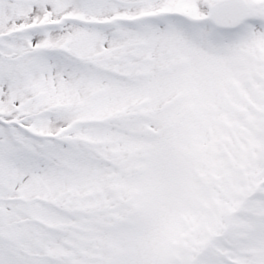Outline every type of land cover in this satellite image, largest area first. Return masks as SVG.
Instances as JSON below:
<instances>
[{"label": "snow or ice", "instance_id": "obj_1", "mask_svg": "<svg viewBox=\"0 0 264 264\" xmlns=\"http://www.w3.org/2000/svg\"><path fill=\"white\" fill-rule=\"evenodd\" d=\"M0 264H264V0H0Z\"/></svg>", "mask_w": 264, "mask_h": 264}]
</instances>
